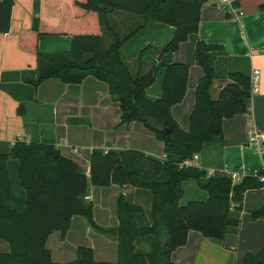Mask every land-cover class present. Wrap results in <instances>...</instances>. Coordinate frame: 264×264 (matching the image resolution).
<instances>
[{
  "label": "trees",
  "instance_id": "16d2710c",
  "mask_svg": "<svg viewBox=\"0 0 264 264\" xmlns=\"http://www.w3.org/2000/svg\"><path fill=\"white\" fill-rule=\"evenodd\" d=\"M206 0H75L74 6L81 16L84 32L73 33L70 48L55 52H37V78L39 85L49 78L65 83H80L94 76L108 84L109 92L119 102L121 122L140 120L164 142L165 156L161 159L135 148L93 151L90 172L73 159L64 156L51 143L16 141L11 157L18 160V178L27 192L26 200L12 194L8 170V154H0V239L10 244V251L0 252V264H176L171 254L188 241L190 230L205 237L223 239L229 226H238L240 220L231 215L235 207L242 210L247 190L264 186L259 176H245L235 181L232 175L216 171L206 182L207 171L194 165L181 166L185 159L199 153L204 145L223 135V121L247 112L252 97L251 80L243 72L229 73L230 82L214 99L210 86L215 73L208 62V52L220 45L199 40L195 58L203 68L195 89V103L189 117V129H183L172 117V106L180 103L188 90L190 66L177 62L164 68L162 94L151 100L146 89L155 81L158 67L133 74L123 56L125 42L150 21L175 27L171 39L161 53L179 49L191 33L197 32L200 12ZM15 0H0V33L11 28ZM264 8V3L261 4ZM125 11L140 15L145 23L128 34L121 35L108 23L110 13ZM95 17V18H94ZM37 37L61 31L42 29L34 19L31 30ZM105 31L111 32L113 41L105 44ZM139 54L140 67L146 50ZM165 128H173L165 133ZM197 180L207 191L206 200H192L180 204L183 183ZM90 184L107 186L132 184L152 191V223L137 224L136 217L144 209L127 201L124 195L117 200L119 225L104 228L94 221L92 202L85 199ZM74 215H82L99 232L114 235L118 242L117 261L96 260L94 249L79 245L77 258L60 263L52 258L47 246L48 238L56 231L63 235L71 227ZM253 220L264 219V204L250 212ZM155 235L152 250L147 254L136 251L138 238ZM243 264H264V246L256 253L248 252Z\"/></svg>",
  "mask_w": 264,
  "mask_h": 264
},
{
  "label": "crops",
  "instance_id": "0c3cea01",
  "mask_svg": "<svg viewBox=\"0 0 264 264\" xmlns=\"http://www.w3.org/2000/svg\"><path fill=\"white\" fill-rule=\"evenodd\" d=\"M74 1L15 0L11 28L0 33V154L10 157L8 170L12 194L18 200L27 198L18 178V160L11 157V149L18 140L54 144L87 174L90 172V156L96 150L135 148L158 159L165 156L164 142L144 122H121L119 102L110 94L106 82L90 75L80 83L49 78L37 86L33 84L37 78L35 46L43 52L67 50L73 33L85 31L81 19L85 15L74 6ZM232 1L244 12L242 15H231L220 0H206L201 8L198 31L181 42L176 51L160 52L173 36L175 27L158 21L148 22L122 47L123 56L130 66L123 50L147 32L144 45H152L151 52L144 55L141 67L137 54H134L131 59L137 64L130 69L137 74L139 71L147 72L153 66L158 67L155 81L146 89L151 100L162 94L167 64L183 62L190 66L186 96L172 106V117L186 130L189 129V117L195 103V89L203 75V68L195 58L199 40L221 46L208 52V62L215 73L210 86L212 98L217 99L222 88L230 82L229 73L243 72L251 77L255 69L260 71L259 89L252 93L248 111L225 118L223 135L206 143L191 158L190 165L207 171L202 182L216 171L232 175L235 181L249 175L264 174V143L248 142L250 129L264 133V8H261L264 0ZM34 19H39L42 29L62 33L37 37L30 31ZM108 23L121 34L128 30L130 33L133 31L131 25L140 23V26L145 21L134 13L114 11L110 13ZM104 37L106 46L110 45L113 41L111 32L105 31ZM140 45H143L142 41ZM183 189L182 205L208 198L207 191L197 180L185 181ZM120 195L143 207L144 212L136 217L138 225L152 223L151 190L132 184H90L86 200L92 202L94 221L99 226L113 229L119 225L117 200ZM263 204L264 186L247 190L242 210L235 207L231 210V215L240 220L238 226H229L223 239L205 237L197 230H190L187 243L172 252L171 260L176 264H243L246 253H256L264 246V219L253 220L250 216L252 210ZM155 239L153 234L138 238L136 251L147 254L152 250ZM79 245L92 247L98 261L114 262L118 259L115 236L99 232L82 215L73 216L65 235L56 231L47 241L53 260L60 263L75 260ZM8 251L10 244L0 239V252Z\"/></svg>",
  "mask_w": 264,
  "mask_h": 264
},
{
  "label": "built area",
  "instance_id": "2783aa9c",
  "mask_svg": "<svg viewBox=\"0 0 264 264\" xmlns=\"http://www.w3.org/2000/svg\"><path fill=\"white\" fill-rule=\"evenodd\" d=\"M220 3L228 8V12L232 15H235L238 17L239 15H242L244 12L236 6L232 0H220ZM259 74L260 71L255 69L253 71L252 76L250 77L251 80V92H257L258 87V80H259ZM248 142L256 145H261L264 143V133H261L257 129H250L248 133ZM191 158L185 159L183 162L180 163L181 166H189L190 165ZM89 174V172H88ZM260 181L264 182V174L259 176ZM85 199H88V196L85 197Z\"/></svg>",
  "mask_w": 264,
  "mask_h": 264
},
{
  "label": "rangeland",
  "instance_id": "374dc122",
  "mask_svg": "<svg viewBox=\"0 0 264 264\" xmlns=\"http://www.w3.org/2000/svg\"><path fill=\"white\" fill-rule=\"evenodd\" d=\"M140 23H137V24H134V25H131V29L134 30V28H136L137 26H139ZM130 29V30H131ZM129 33V30L126 31V32H123L121 33L122 34H128ZM150 33V32H148ZM145 36H147V32H145L143 35H141L140 37H138L136 40H135V43L134 42H131V44L128 46V48L125 50H123L124 54L127 56L128 60L130 61V66L132 67V69L134 68L133 66L137 64V61L134 60V59H131L132 57H135L133 56L134 54H137V58L139 57V54L141 52V50L145 47H147V44H145ZM140 41L143 42V45H140ZM134 43V44H133ZM124 46V45H123ZM151 48H152V45L150 48H148L146 50V53L145 55H148L150 52H151ZM163 156V155H161ZM163 158V157H162Z\"/></svg>",
  "mask_w": 264,
  "mask_h": 264
},
{
  "label": "water",
  "instance_id": "95a60500",
  "mask_svg": "<svg viewBox=\"0 0 264 264\" xmlns=\"http://www.w3.org/2000/svg\"><path fill=\"white\" fill-rule=\"evenodd\" d=\"M173 132V128H165V133H172Z\"/></svg>",
  "mask_w": 264,
  "mask_h": 264
}]
</instances>
